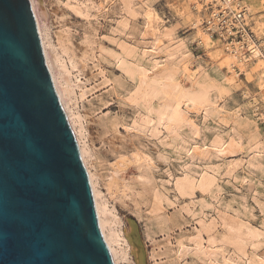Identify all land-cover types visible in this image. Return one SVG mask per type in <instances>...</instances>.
<instances>
[{
  "label": "rangeland",
  "instance_id": "374dc122",
  "mask_svg": "<svg viewBox=\"0 0 264 264\" xmlns=\"http://www.w3.org/2000/svg\"><path fill=\"white\" fill-rule=\"evenodd\" d=\"M233 1L247 7L245 23L262 50L259 60L251 59L242 41L239 51L250 59L243 67L228 63L230 45L240 38L206 27L223 8L217 0H198L197 7L190 0H35L47 50L62 58L70 83L87 85L85 98L75 88L66 105L103 209L121 221L119 229L136 224L145 264H264V83L257 78L264 75V0ZM149 13L172 37L163 38L165 47L157 49L156 31L147 29ZM90 44L104 78L91 71L94 64L85 65ZM174 47L181 54L171 58ZM154 64L156 77L171 74L192 93L184 108L208 105L204 113L188 114L193 125L174 127L166 120L165 114L177 113L175 103L158 121L162 102L142 93L150 83L144 72ZM184 64L196 79L205 76L201 86L183 74ZM219 138L226 145L240 141L238 149L232 146L234 153L225 157L214 149L207 154ZM133 153L142 159L139 167L122 165ZM201 180L207 181L204 190ZM156 196L163 208L158 213Z\"/></svg>",
  "mask_w": 264,
  "mask_h": 264
},
{
  "label": "water",
  "instance_id": "95a60500",
  "mask_svg": "<svg viewBox=\"0 0 264 264\" xmlns=\"http://www.w3.org/2000/svg\"><path fill=\"white\" fill-rule=\"evenodd\" d=\"M0 264H116L32 0H0Z\"/></svg>",
  "mask_w": 264,
  "mask_h": 264
},
{
  "label": "bare ground",
  "instance_id": "6f19581e",
  "mask_svg": "<svg viewBox=\"0 0 264 264\" xmlns=\"http://www.w3.org/2000/svg\"><path fill=\"white\" fill-rule=\"evenodd\" d=\"M104 1L107 3V5H109V4L112 3L113 0H104ZM203 1H205V0H203ZM217 1H218V3H221L222 6H227V7L231 8V9H235L234 8L235 5L233 4V2L235 3L236 1H233V0H220L221 2L219 0H217ZM190 2L195 7L199 6L198 5V0H190ZM32 3H33V6H34L36 15H37V17L39 19L37 5L35 3V0H32ZM105 8H106L105 5L104 6H100L101 10H104ZM247 12H248V9L246 7V12H245V15H244V21H246ZM214 14L215 15L217 14L216 10L214 11ZM147 22H148L147 29L151 28V29H154V31H156V33L154 34V38L153 37L152 38H153L154 42L158 43V45L156 44L158 46L156 48L159 49L164 44L163 43V38L164 39L165 38H170L171 35L165 29L162 30L160 28L161 20H160V18L158 16L154 15L153 13H151V14L149 13L147 15ZM198 22L199 21H197L195 23L196 26L199 25ZM40 31H41V37H42V40H43V45H44V48H45V53H46V57H47L48 66H49V68H50V70L52 72L55 84H56L57 89L59 91V94H60L61 100L63 102L64 108H65V110H66V112H67V114L69 116L70 121H71V125L73 127V130H74V132H75V134L77 136V140H78V143H79V147H80L81 153L83 155L84 162L86 164V167H87V169L89 171V174H90V177H91V183H92V187H93V191H94V195H95V199H96L97 210H98V214H99L101 227H102L105 239H106V241H107V243H108V245H109V247H110V249L112 251V254L114 256L115 263L116 264H120V261L125 260V261H127V264H145V259H146L145 258V256H146L145 255V249H144V245H142L141 238L139 236L136 224L134 222L129 223V230L130 231H125L123 229H119L121 227V226L119 227L121 221L117 220V218H115V217L109 216L107 214V212L103 209V204H102L103 202H101L102 199L100 198L99 192H98V190L96 188V180H95L96 177L91 173V171H90V169L88 167V164H87V160L88 159H86V152H85L83 144H82V142L80 140L81 137L79 138L80 134L77 131L75 123H74V121L72 119L73 117H71V115L69 114L68 109H67L66 101H67V98H69V95L74 94L75 88H78L81 91L82 98H85V94L82 93V91H83L82 89L85 88L87 85H86V83H83V87H82L80 84L74 85V83H70L69 82L70 72L67 70L66 65L61 61L62 58L58 54H56V52H55V50L53 48H51L52 50L51 49L47 50V45L50 44V43H48L49 41L43 35L41 24H40ZM152 35H153V33H152ZM201 35L203 36L202 40L209 39L208 35L203 34V33H201ZM169 42H171V41H169ZM246 43H247V51L250 53L251 59L255 58V59L259 60V57L262 55L261 54L262 50L259 48V46L256 45L250 39H246ZM61 44L62 43H59L60 46H62ZM232 44L233 45H230L231 49H233L232 53L228 55L229 56V58H228L229 66L234 65V66H240V67L242 66L243 67V65L245 63L247 64V62L250 61V59H247L244 56V54L241 51H239V50H244L245 47L243 46L242 43H239V42H233ZM232 46H233V48H232ZM89 47H90V49H92L91 51H93V48H92L91 44H90ZM182 48L183 47H181V49ZM63 49H64L63 51L65 53L68 51L67 50L68 48L65 50V47H64ZM175 49H176V51L172 50V51H170L168 53L169 57H171V58L174 57L176 55V53L180 51L179 47H177ZM154 50L156 51V49H154ZM94 55L95 54H94V51H93L91 55L84 56L85 65L88 67L89 63L94 64V66L92 68H90L91 71H93V72L100 71V72H97L95 76H101V77L104 78V75H103L99 65H95L96 57ZM117 60L120 62L121 58H118ZM154 65L155 66H153L151 70H148V68L147 69L145 68L146 71L144 72V74H145V76L148 75L147 79H150V83L147 84V86L144 88L142 93L144 94V97H146L150 101L157 100V101H161L162 102V104H161L162 106L157 110V119H158V121L160 120L162 115L165 114L164 110L166 108V105L170 104V103H173V104L175 103L176 104L177 113L176 112L174 113V112L170 111L168 114H165L166 115V117H165L166 120L170 121L171 124L174 127L181 126V125H183L185 123L188 124L189 126L193 125L194 123L192 124L190 122L192 120H190V121L188 120V114L191 113V111H193L196 114V113H199L200 110H201V113H204V112H206L205 110H206V107L208 105L207 106L206 105H202L199 111H197L196 106H194V107L187 106L186 108H184L182 106L183 105V101L186 100L188 102H191L190 100L193 99L192 93L188 89L179 88L178 87L179 85L173 80L171 74L166 73L165 75H163L161 77H156L154 73H155V70L158 68V65H156V64H154ZM182 72H183L184 75H187L188 77H191L193 79L192 81H195L194 83H195L196 86H201L202 83L206 80L205 76H203L199 80L196 79V75L197 74H193L191 72V68L188 67L187 64L182 65ZM138 77H139V74H138ZM142 78L139 79L140 81L136 82V86L139 85V82H141L143 80ZM257 78H258V80L260 82L264 83V75L263 74L262 75L259 74L257 76ZM78 82H80V80H78ZM262 89L264 90V84L262 85ZM93 90L91 92H93ZM200 95L201 94H199L198 97H200ZM152 114H154V113H152ZM193 133H195V132H193ZM171 135L172 136L176 135V137H177V130L176 129H172L171 130ZM214 143L215 144L213 145V147H211V149H209V148L206 149L207 154L211 153V150L214 149L217 154L220 153L219 155H222V156L225 157L226 155L234 153L232 146H234V147H236L238 149L237 146H239L240 141L233 140L230 144L226 145L224 143V141H222L219 138ZM256 148H258V147H256ZM194 154L195 153H193V157H194ZM131 158L132 159H128V158L124 159L123 162H121V164L122 165H126L127 162H129L130 164L139 167V163L141 162L142 159H139V156L134 155V153H133V157H131ZM142 179H144V178H142ZM204 181H206V180H203V181L201 180V182H199V184H198V187H200L203 190L206 188V184H205ZM206 183H207V181H206ZM161 201H162L161 198L156 196V202H155V206H154V211L153 212L158 213V212H160L163 209ZM203 225H204V223H203ZM253 239H254V236H253Z\"/></svg>",
  "mask_w": 264,
  "mask_h": 264
},
{
  "label": "built area",
  "instance_id": "2783aa9c",
  "mask_svg": "<svg viewBox=\"0 0 264 264\" xmlns=\"http://www.w3.org/2000/svg\"><path fill=\"white\" fill-rule=\"evenodd\" d=\"M222 9L217 10V14L213 15L211 19L206 22L208 31L213 33H219L222 37L228 35L229 37H239L240 42H246V39H250L255 43L256 37L249 26L244 21V15L246 12V6L242 2H239L235 9H231L227 6H222Z\"/></svg>",
  "mask_w": 264,
  "mask_h": 264
}]
</instances>
